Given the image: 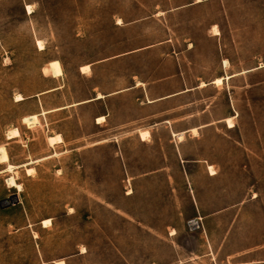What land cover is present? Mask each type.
<instances>
[{
	"label": "rangeland",
	"instance_id": "1",
	"mask_svg": "<svg viewBox=\"0 0 264 264\" xmlns=\"http://www.w3.org/2000/svg\"><path fill=\"white\" fill-rule=\"evenodd\" d=\"M177 68L188 87L224 78L186 100L189 112L208 103L194 125L236 116L231 130L225 119L186 137L185 156L202 160L191 183L168 125L149 142L133 131L166 114L134 95L86 103L98 85ZM235 253L264 260V0H0V264H223Z\"/></svg>",
	"mask_w": 264,
	"mask_h": 264
},
{
	"label": "crops",
	"instance_id": "2",
	"mask_svg": "<svg viewBox=\"0 0 264 264\" xmlns=\"http://www.w3.org/2000/svg\"><path fill=\"white\" fill-rule=\"evenodd\" d=\"M166 44H167L166 40L159 41L156 44L139 47L137 50L123 52V53H120L119 55H116L113 57L102 58L101 60H97L95 62L84 64V65L89 66L90 71L88 73H93L94 69L99 68V67L101 68L103 65H105L106 63L110 61L118 60L120 58H127V57L133 58V57L138 56V54H141V53H151V52L156 51L157 48H161L162 46H165ZM165 55H170V51ZM163 60L165 61V59ZM175 78L180 84V87L178 89L176 90L170 89V90H166L165 92H162V91L160 92V90L158 89L160 86H162L163 84H169L173 82ZM202 83H204L205 86L201 87ZM202 83L200 84L196 83L194 86L188 87L186 80L182 78V71L177 68L175 73H170L169 75H166L164 77L144 78L141 75L134 76L131 78V80L128 82L127 85L122 84L118 88L112 89L109 91H105L103 88L104 86L98 85L93 89L94 96L90 99H87L90 101L86 103L101 102L102 104L103 103L106 104L107 101L112 100V99L121 98L123 96H133L134 95L136 101L141 103V107H143V109H156L157 110L155 111L156 115H154L153 117L157 118L158 114H166L165 116H163L165 117L164 119H158V121L144 123V125L140 126L139 128L134 129L133 130L134 132H136L139 135L140 130L149 131L150 129L157 128L158 126L167 127L168 125L170 127V135L172 138H174V140L175 139L178 140L177 138L178 134H183V137L186 139V137H189V134H191V132L193 131H196V134L198 131V134H199V131L201 129H206V128L212 127L213 125L221 124L222 122L226 123L225 119L227 120L228 118H232V117L235 119L236 117L234 114L233 115L231 114L230 117H228V115L227 117L222 116V118L217 119V120L214 119L212 122H206L204 124L194 125L192 121H195L194 119L195 115L196 114L205 115L208 110L207 109L208 103H206L205 106L202 108H199V106H197V108L194 107V109H192V111L190 112L188 111V109L184 107L187 106L186 100L188 98H196V95H198L199 93H202V91L212 88V86L215 85L212 82H202ZM98 95H101L102 99H96ZM195 102L192 101L193 104ZM231 108H232V104L230 105L229 103L228 111L229 109L231 110ZM234 113H236V111ZM109 114H110L109 109H106V111L103 114V116H105L104 121H106V118L109 116ZM186 120H188L190 123H187V125L185 126L182 123L180 124L181 121H186ZM140 121L141 120L139 119L137 124H139ZM228 129L231 130L232 128L231 129L228 128ZM196 134L194 136L192 134L191 135L194 138ZM185 139L182 142L178 140L180 145H177L176 152L178 153V155L182 158V161L184 162V172L186 174V178L188 179V182L191 183V179H193L192 178L193 174L189 170L193 168L189 165L192 163H199L202 160L200 159L191 160L189 156H185L186 155L185 147L183 146V144L185 143ZM141 141L145 142L142 139ZM146 142H149V141H146ZM203 161L207 163V169H209V167H212V168L214 167V165H209V162L207 160L204 159ZM200 168H203V167L200 166ZM215 175H217V173L214 174V176ZM214 176H211V177H214ZM200 219L202 218L195 217L193 220H197L199 222ZM251 254L253 253H235V255L230 256L231 259L236 258L235 263L226 262L223 264H264V260L255 259L254 255L252 256Z\"/></svg>",
	"mask_w": 264,
	"mask_h": 264
},
{
	"label": "bare ground",
	"instance_id": "3",
	"mask_svg": "<svg viewBox=\"0 0 264 264\" xmlns=\"http://www.w3.org/2000/svg\"><path fill=\"white\" fill-rule=\"evenodd\" d=\"M26 11L27 12H30L31 11V6L30 5H28L27 7H26ZM215 32V31H214ZM37 45H38V47H39V49H42V44H41V42L40 41H38L37 42ZM224 64H226V63H224ZM227 65V64H226ZM81 71L84 73V72H89L90 71V68H89V66L88 65H84L83 67H81ZM223 79L224 78H215V79H213L212 80V83L213 84H215V85H218V86H220V85H222L223 84ZM228 79V78H227ZM22 98H21V96L20 95H17L16 96V100H21ZM104 119V117L103 118H98L97 119V121H102ZM226 122L228 123V126H229V128H231V127H233L234 126V123H233V121H232V119H227L226 120ZM194 135L196 134V131H193L192 132ZM19 135V131H18V129H13L12 131L10 130V132L7 134V139H13V138H15V137H17ZM6 136V135H5ZM139 138L140 139H142L143 141H150V132L148 131V130H140L139 131ZM177 138H178V140L180 141V142H182V141H184V137H183V134H178L177 135ZM48 142H49V145L50 146H54L55 144H60V143H63V141H62V139H61V137L59 136V135H56V136H49V138H48ZM13 167H8V169H7V171H11V169H12ZM209 173L212 175V176H214V174H216L215 173V171L213 170V168L212 167H209ZM34 171V168H27L26 169V172L28 173V174H31L32 172ZM7 184H8V186L10 187V188H17L18 190H21V185H19L17 182H16V180L15 179H13V177H9L8 178V180H7ZM16 200H17V197H16ZM51 223V220H44L43 222H42V225H43V227H46V226H48L49 224ZM174 234V233H173ZM55 264H64V262L63 261H56L55 262Z\"/></svg>",
	"mask_w": 264,
	"mask_h": 264
},
{
	"label": "built area",
	"instance_id": "4",
	"mask_svg": "<svg viewBox=\"0 0 264 264\" xmlns=\"http://www.w3.org/2000/svg\"><path fill=\"white\" fill-rule=\"evenodd\" d=\"M188 227L191 230H196L199 227V222L197 220H191L188 222Z\"/></svg>",
	"mask_w": 264,
	"mask_h": 264
},
{
	"label": "water",
	"instance_id": "5",
	"mask_svg": "<svg viewBox=\"0 0 264 264\" xmlns=\"http://www.w3.org/2000/svg\"><path fill=\"white\" fill-rule=\"evenodd\" d=\"M16 200V195L12 196L11 201ZM6 204H9V201H6Z\"/></svg>",
	"mask_w": 264,
	"mask_h": 264
}]
</instances>
